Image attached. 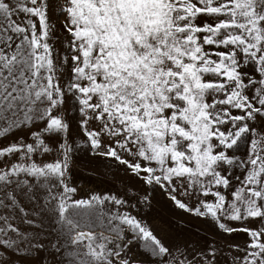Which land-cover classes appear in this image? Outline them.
I'll list each match as a JSON object with an SVG mask.
<instances>
[{"label": "snow or ice", "instance_id": "obj_1", "mask_svg": "<svg viewBox=\"0 0 264 264\" xmlns=\"http://www.w3.org/2000/svg\"><path fill=\"white\" fill-rule=\"evenodd\" d=\"M9 134L0 264H216L214 248L166 246L125 199L76 198L77 137L221 234L245 233L237 264H264V0H0Z\"/></svg>", "mask_w": 264, "mask_h": 264}, {"label": "rangeland", "instance_id": "obj_2", "mask_svg": "<svg viewBox=\"0 0 264 264\" xmlns=\"http://www.w3.org/2000/svg\"><path fill=\"white\" fill-rule=\"evenodd\" d=\"M15 135L20 133L16 132ZM13 138L9 134L7 139H0V146L7 145ZM77 143L79 147L74 152L69 172V183L78 190L76 198L108 194L125 199L128 202L127 210L173 250L179 246L182 251L191 253L195 248L207 255L211 247L216 250V264H237L235 258L244 255L230 245L245 246L249 240L245 233H233L231 236L221 234L208 220L175 207L159 187L153 189L145 185L112 159L93 155L89 145L79 137ZM145 196L148 197L147 201L144 200ZM37 223L40 221L37 220ZM248 226L256 228L260 226V221L254 220ZM55 227L53 218L46 215L43 224L36 231L42 232L44 235L41 238L44 239ZM130 254L135 260L147 261L143 250L138 247H133ZM40 255L47 257L45 264H56L54 255L44 252ZM188 258L191 259V255ZM147 264H153V261H147Z\"/></svg>", "mask_w": 264, "mask_h": 264}]
</instances>
